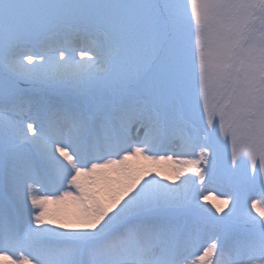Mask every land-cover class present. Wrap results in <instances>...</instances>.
Wrapping results in <instances>:
<instances>
[{
	"label": "snow or ice",
	"instance_id": "obj_1",
	"mask_svg": "<svg viewBox=\"0 0 264 264\" xmlns=\"http://www.w3.org/2000/svg\"><path fill=\"white\" fill-rule=\"evenodd\" d=\"M0 264H264V0H0Z\"/></svg>",
	"mask_w": 264,
	"mask_h": 264
},
{
	"label": "rangeland",
	"instance_id": "obj_2",
	"mask_svg": "<svg viewBox=\"0 0 264 264\" xmlns=\"http://www.w3.org/2000/svg\"><path fill=\"white\" fill-rule=\"evenodd\" d=\"M171 162H168L167 164H169ZM164 165V164H162ZM160 166L161 170L163 168V166ZM159 179V177H158ZM223 190L220 188V186L218 184H214V183H206V184H203V185H198V195L200 196H208L210 198H212V205L213 204H218L219 203V199L223 198L220 196V193L222 192ZM259 191V188H255L253 190H251L248 195H250L252 198H258L256 193H258ZM203 201V200H201ZM249 205H250V201H249ZM207 207V206H206ZM212 207V206H211ZM209 207V208H211ZM215 209L213 208V211ZM253 215H256V212L253 210Z\"/></svg>",
	"mask_w": 264,
	"mask_h": 264
},
{
	"label": "bare ground",
	"instance_id": "obj_3",
	"mask_svg": "<svg viewBox=\"0 0 264 264\" xmlns=\"http://www.w3.org/2000/svg\"><path fill=\"white\" fill-rule=\"evenodd\" d=\"M173 162H171V163H169V164H164V165H162L163 166V168H162V171H165L166 173H170L171 172V167H170V165L172 164ZM177 167H179L178 165H177ZM159 179H162L161 177H159ZM208 197V196H207ZM212 198H210V197H208V199L207 200H203V201H201V203H203L205 206H207V207H211V206H213L212 205ZM57 212H58V215H60V216H63V217H68V216H70L71 215V212H72V209L70 208V207H67V208H61V209H57Z\"/></svg>",
	"mask_w": 264,
	"mask_h": 264
}]
</instances>
